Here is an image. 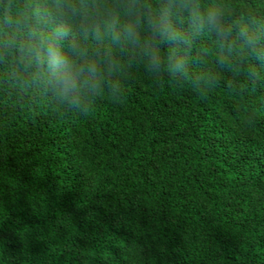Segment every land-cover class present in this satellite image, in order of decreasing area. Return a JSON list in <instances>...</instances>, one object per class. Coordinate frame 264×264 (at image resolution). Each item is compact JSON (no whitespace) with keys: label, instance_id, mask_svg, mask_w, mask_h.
Instances as JSON below:
<instances>
[{"label":"trees","instance_id":"16d2710c","mask_svg":"<svg viewBox=\"0 0 264 264\" xmlns=\"http://www.w3.org/2000/svg\"><path fill=\"white\" fill-rule=\"evenodd\" d=\"M232 102L142 72L88 117L0 89V264H264V91L250 128Z\"/></svg>","mask_w":264,"mask_h":264},{"label":"clouds","instance_id":"9594fccd","mask_svg":"<svg viewBox=\"0 0 264 264\" xmlns=\"http://www.w3.org/2000/svg\"><path fill=\"white\" fill-rule=\"evenodd\" d=\"M142 72L250 128L264 91V10L247 0H0V89L56 115L122 107Z\"/></svg>","mask_w":264,"mask_h":264}]
</instances>
